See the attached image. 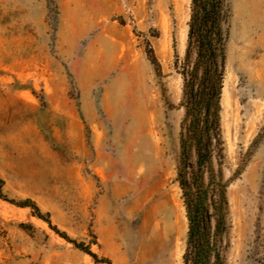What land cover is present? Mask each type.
Segmentation results:
<instances>
[{"label": "rangeland", "instance_id": "obj_1", "mask_svg": "<svg viewBox=\"0 0 264 264\" xmlns=\"http://www.w3.org/2000/svg\"><path fill=\"white\" fill-rule=\"evenodd\" d=\"M226 6L220 142L205 181L210 193L221 170L227 182L225 264H264V0ZM191 9L0 0V264H184ZM196 160L192 150V171Z\"/></svg>", "mask_w": 264, "mask_h": 264}, {"label": "trees", "instance_id": "obj_2", "mask_svg": "<svg viewBox=\"0 0 264 264\" xmlns=\"http://www.w3.org/2000/svg\"><path fill=\"white\" fill-rule=\"evenodd\" d=\"M226 17V0H192L186 54L180 71L185 118L181 131L179 180L189 220L184 264H225L222 239L229 207L227 182L221 170L215 192L210 193L205 175L212 171L209 168L215 146L220 142V101L228 41ZM192 150L197 155L194 171L190 170ZM214 176L211 172L210 182ZM23 205L35 207L34 204ZM82 249L97 257L89 248ZM106 262L111 264L110 260Z\"/></svg>", "mask_w": 264, "mask_h": 264}]
</instances>
